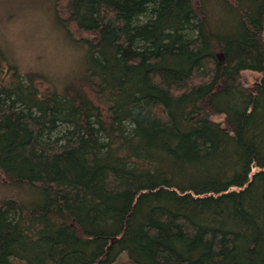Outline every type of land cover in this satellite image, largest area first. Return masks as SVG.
<instances>
[{
	"label": "trees",
	"instance_id": "trees-1",
	"mask_svg": "<svg viewBox=\"0 0 264 264\" xmlns=\"http://www.w3.org/2000/svg\"><path fill=\"white\" fill-rule=\"evenodd\" d=\"M49 1L80 62L0 48V264H264V0Z\"/></svg>",
	"mask_w": 264,
	"mask_h": 264
},
{
	"label": "rangeland",
	"instance_id": "rangeland-1",
	"mask_svg": "<svg viewBox=\"0 0 264 264\" xmlns=\"http://www.w3.org/2000/svg\"><path fill=\"white\" fill-rule=\"evenodd\" d=\"M60 4V0H53L54 10H59ZM50 7L49 0H0V48L22 70L50 73L59 84L74 74L80 60L77 62L73 45L60 35ZM243 77L247 82H256L260 74L244 72ZM1 182L0 177V201L7 197L20 199V195L5 190Z\"/></svg>",
	"mask_w": 264,
	"mask_h": 264
}]
</instances>
